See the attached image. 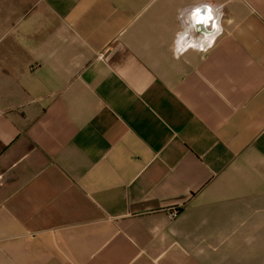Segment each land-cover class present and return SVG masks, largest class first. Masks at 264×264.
<instances>
[{
	"label": "crops",
	"instance_id": "0c3cea01",
	"mask_svg": "<svg viewBox=\"0 0 264 264\" xmlns=\"http://www.w3.org/2000/svg\"><path fill=\"white\" fill-rule=\"evenodd\" d=\"M0 264H264V0H0Z\"/></svg>",
	"mask_w": 264,
	"mask_h": 264
},
{
	"label": "built area",
	"instance_id": "2783aa9c",
	"mask_svg": "<svg viewBox=\"0 0 264 264\" xmlns=\"http://www.w3.org/2000/svg\"><path fill=\"white\" fill-rule=\"evenodd\" d=\"M176 217V214L173 212V213H170L169 215H168V219H173V218H175Z\"/></svg>",
	"mask_w": 264,
	"mask_h": 264
}]
</instances>
